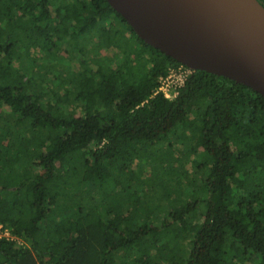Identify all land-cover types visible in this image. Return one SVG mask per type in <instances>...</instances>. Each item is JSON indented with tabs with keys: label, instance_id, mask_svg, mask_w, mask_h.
Listing matches in <instances>:
<instances>
[{
	"label": "trees",
	"instance_id": "obj_1",
	"mask_svg": "<svg viewBox=\"0 0 264 264\" xmlns=\"http://www.w3.org/2000/svg\"><path fill=\"white\" fill-rule=\"evenodd\" d=\"M180 64L107 0H0V264H264V98L154 93Z\"/></svg>",
	"mask_w": 264,
	"mask_h": 264
},
{
	"label": "water",
	"instance_id": "obj_2",
	"mask_svg": "<svg viewBox=\"0 0 264 264\" xmlns=\"http://www.w3.org/2000/svg\"><path fill=\"white\" fill-rule=\"evenodd\" d=\"M107 1L147 44L264 98V6L258 0Z\"/></svg>",
	"mask_w": 264,
	"mask_h": 264
},
{
	"label": "built area",
	"instance_id": "obj_3",
	"mask_svg": "<svg viewBox=\"0 0 264 264\" xmlns=\"http://www.w3.org/2000/svg\"><path fill=\"white\" fill-rule=\"evenodd\" d=\"M192 71V68L184 64H180L176 67L170 68L166 76L160 77V84L155 89L154 93L162 92V94L166 98H174L178 94L179 88L183 86L185 80L188 78ZM1 228L2 225L0 224V236L4 235L7 237H12L13 239L15 238L13 235L11 236L9 231H7L6 229L4 231H1Z\"/></svg>",
	"mask_w": 264,
	"mask_h": 264
},
{
	"label": "rangeland",
	"instance_id": "obj_4",
	"mask_svg": "<svg viewBox=\"0 0 264 264\" xmlns=\"http://www.w3.org/2000/svg\"><path fill=\"white\" fill-rule=\"evenodd\" d=\"M52 11H53V7H51Z\"/></svg>",
	"mask_w": 264,
	"mask_h": 264
}]
</instances>
